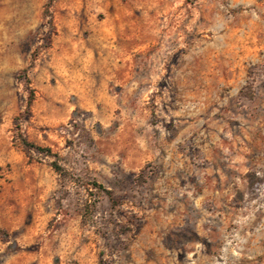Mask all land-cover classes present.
I'll list each match as a JSON object with an SVG mask.
<instances>
[{
    "label": "rangeland",
    "instance_id": "1",
    "mask_svg": "<svg viewBox=\"0 0 264 264\" xmlns=\"http://www.w3.org/2000/svg\"><path fill=\"white\" fill-rule=\"evenodd\" d=\"M20 263L264 264V0H0Z\"/></svg>",
    "mask_w": 264,
    "mask_h": 264
},
{
    "label": "trees",
    "instance_id": "2",
    "mask_svg": "<svg viewBox=\"0 0 264 264\" xmlns=\"http://www.w3.org/2000/svg\"><path fill=\"white\" fill-rule=\"evenodd\" d=\"M35 147H37V149H43V148H41L39 146H35ZM95 184L99 185V187H101V188L104 187L103 184H101V183L95 182Z\"/></svg>",
    "mask_w": 264,
    "mask_h": 264
},
{
    "label": "crops",
    "instance_id": "3",
    "mask_svg": "<svg viewBox=\"0 0 264 264\" xmlns=\"http://www.w3.org/2000/svg\"><path fill=\"white\" fill-rule=\"evenodd\" d=\"M20 264H23V263H20Z\"/></svg>",
    "mask_w": 264,
    "mask_h": 264
}]
</instances>
